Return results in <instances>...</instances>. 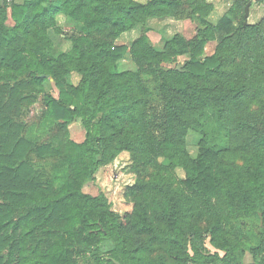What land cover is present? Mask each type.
<instances>
[{"label":"trees","instance_id":"obj_1","mask_svg":"<svg viewBox=\"0 0 264 264\" xmlns=\"http://www.w3.org/2000/svg\"><path fill=\"white\" fill-rule=\"evenodd\" d=\"M18 1L0 0V264H264V14L244 23L251 0H226L223 13L213 0ZM184 16L189 40L115 44L149 19ZM61 18L84 34L55 55L48 31L61 33ZM124 61L135 69L120 71ZM38 95L29 126L20 114ZM75 119L81 143L69 138ZM122 153L135 179L121 215L83 187ZM175 168L183 180L164 174Z\"/></svg>","mask_w":264,"mask_h":264},{"label":"rangeland","instance_id":"obj_2","mask_svg":"<svg viewBox=\"0 0 264 264\" xmlns=\"http://www.w3.org/2000/svg\"><path fill=\"white\" fill-rule=\"evenodd\" d=\"M140 2H145L146 0H138ZM219 9V13L225 12L230 2L226 0H213ZM17 2H19L17 0ZM251 5L249 6V15L246 22L255 23L261 16H263V7L256 2V0H251ZM8 4H12V0H8ZM217 14L212 15V19H216ZM62 26L61 33H55L52 30L48 31V35L53 42L54 54H59L63 49L66 48L65 39L70 36H80L84 34L82 25L80 23L74 22L70 19L61 18L59 20ZM8 26H12V22L9 20L7 22ZM196 25L187 17L180 18H164V19H149L143 25L137 26L135 29L124 33L115 42L117 45H129L135 38L139 37L141 34L148 36L149 40L154 44L155 48H161L164 40L171 38L175 34L183 37L184 40L191 39L195 34ZM216 42L208 43L205 47V53L207 55L211 54L214 50ZM188 56L179 57L176 64L180 66L188 59ZM166 68L172 67V65L165 64ZM121 70H134L135 66L131 61L121 62L118 68ZM72 81L74 84L77 83L78 78L72 76ZM44 88L47 93H50L55 99L57 98V90L54 88L51 82L44 83ZM42 96H36V99L21 112V120L27 125H36L37 121L42 113L43 104L41 101ZM208 125H211L208 121ZM69 138L76 142L81 143L85 137V130L78 119H75L72 123L67 126ZM210 143L215 144L218 148L224 145L222 136L219 134L211 133ZM200 136L190 131L187 135V146L191 154H195L196 145L198 143ZM51 164V159H44L38 162L37 166L40 168L48 167ZM130 165L129 155L127 153H122L109 165L101 167L95 175L93 181L88 182L83 187V192L96 196L99 193H103L111 204V209L118 214H124L131 211L132 204L130 203V198L126 197L125 188L128 185L133 184L135 176L132 174L128 167ZM172 180L180 181L183 180L185 174L182 169L175 168L169 170L168 173ZM206 247L214 252V249L205 241ZM80 264H87L84 257L78 256ZM244 264L252 263V258L249 254H245L243 258Z\"/></svg>","mask_w":264,"mask_h":264},{"label":"water","instance_id":"obj_3","mask_svg":"<svg viewBox=\"0 0 264 264\" xmlns=\"http://www.w3.org/2000/svg\"><path fill=\"white\" fill-rule=\"evenodd\" d=\"M3 2V0H1V3ZM249 6H250V4H247L246 6H245V9H244V16H243V18H244V20H245V24H246V20H247V17H248V15H249V11H248V9H249ZM180 69V66L179 67H177V70H179Z\"/></svg>","mask_w":264,"mask_h":264},{"label":"crops","instance_id":"obj_4","mask_svg":"<svg viewBox=\"0 0 264 264\" xmlns=\"http://www.w3.org/2000/svg\"><path fill=\"white\" fill-rule=\"evenodd\" d=\"M134 29H135V28H134ZM122 35H123V34H122ZM119 38H120V37H119ZM135 39H136V38H135ZM135 39H134V40H135Z\"/></svg>","mask_w":264,"mask_h":264}]
</instances>
